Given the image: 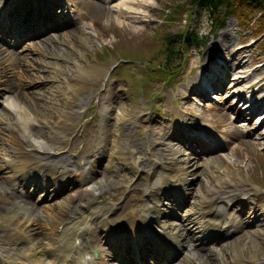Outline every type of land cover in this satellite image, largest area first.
Returning <instances> with one entry per match:
<instances>
[{
  "label": "rangeland",
  "instance_id": "1",
  "mask_svg": "<svg viewBox=\"0 0 264 264\" xmlns=\"http://www.w3.org/2000/svg\"><path fill=\"white\" fill-rule=\"evenodd\" d=\"M83 1L77 10L78 18L76 17L77 19L69 26V29L78 34L77 29L81 27L82 30L91 33L92 37L87 36L82 40L74 39L71 45L62 43L59 46L60 49H57L58 45H56L53 50L55 55L40 56L32 48H26L22 54L23 56L28 53L26 60L29 66H34L41 71L35 75L26 73L27 79H25L29 80L26 82L31 87L21 90V95H30V92H36L37 96L34 101L38 102L49 96L47 88L52 84L50 83L53 79L52 76L62 68L67 70V75L75 70L77 64L84 67L101 66L106 72H103L99 80L93 81L89 90L82 92L84 100L81 99L82 103L74 106V122L69 129L71 133L69 139H60L61 142L50 141L48 138L54 133L50 131L49 135L45 129L39 130V136L46 141L41 144V149L36 153L43 159L41 160L42 164L46 161L49 164L57 163L56 166L66 167V169L75 166V164L82 165L91 158L97 147L107 145L109 140L112 141L113 138L120 137L117 139L118 145H120H117V149H111L107 145L108 148L104 152L105 157L107 154L112 157L114 168H104L102 160V165H99L94 176V190L90 195L103 214L105 209L119 205L122 208L128 202L127 198L130 194H139L156 185L159 157L162 156L165 143L178 146L175 140L161 136L163 126H168L170 120L174 125L172 134L179 137L178 128L180 126H176L177 123H180L177 118L179 113L174 110L171 113V109H177L185 116L184 123L192 126L194 130H198L202 123H208L219 130L218 136L229 141L225 149L218 154L223 157L222 160H226L228 163L226 173L233 177L230 180L237 179L241 183L234 184V187L231 186L229 189L223 185L225 188L220 189L215 196H219V199L225 198L227 201L232 193L240 194L242 191L250 194V196L247 195L248 197L246 195L239 196V198L245 199L242 203L249 206L256 195L264 196V106L252 108L255 101L262 99L260 96L264 97V13L257 10L246 11L240 0H229L230 7L225 15L224 9H217V16L214 17L224 16L223 26L217 28L214 35L210 34L212 19H210L211 15L207 9L201 6L191 8L188 0H139L144 2V7L126 3L119 5L120 0H113L108 4H105L104 1V3L100 2L102 9L100 10L98 33H93L89 29V24L91 16L94 15V9L100 3L98 4L96 0ZM48 5L51 3L49 2ZM128 8L133 13L120 14V10L127 11ZM37 12L38 10L34 14ZM189 30L204 35L205 43L200 47L181 46L182 52L167 63L165 37L182 34ZM52 34H55L53 39L56 40L59 33L52 32ZM221 44H224L221 49L215 48L220 47ZM231 49L233 53L238 49L241 62L234 61ZM0 52H2L1 48ZM216 53L220 63L225 62L224 67L229 73L221 80L222 84L210 86L211 90L208 89L202 98H197L196 95L189 93L183 99L184 96L179 94L178 87L185 85V88L189 78L194 77L195 79L196 74L202 70L199 69L201 66L206 65L209 68L214 62L218 64L217 57H214ZM210 61L213 62L209 63ZM50 63L57 65L53 64L56 68L53 69V65L50 66ZM206 71L209 72L208 69ZM37 75L40 77H35ZM40 78L42 81L39 83ZM192 81L197 82V80ZM11 82L9 79L4 83L9 86ZM247 87L252 88L251 90L255 92L257 89L263 91L257 92V94H246ZM214 89L219 90L214 91ZM210 95H214L216 100L209 103V108H207V103L201 99L207 100ZM170 96L171 98L168 99ZM246 97L251 100L248 101ZM258 97L260 98L257 99ZM108 101L113 106L111 115L104 113V111L107 113L105 105ZM197 101L203 103L205 107L200 110L202 114L198 116L197 121H194L191 120V117L194 113H198L195 110ZM250 109H254L253 113H256L249 116ZM120 111L123 112V120L119 122L116 121V114ZM239 111L243 113L241 116L244 119L237 118L236 120V114ZM114 131L115 136H113ZM223 131H228L231 138L223 134ZM8 133L9 130L0 124V138L3 139H0V145L5 147L8 145ZM35 135L37 134L35 133ZM233 148L236 153L231 151ZM218 154H214L212 158L217 157ZM126 157L132 160L136 159L138 163L136 173V166L124 160ZM221 167L218 166V172H224V167ZM190 170H194L191 171V174L194 175L190 174V177L195 179L188 191L193 192L195 187L203 184L204 169L199 170L195 165L192 168L189 167L188 171ZM2 171L5 170L0 168V172ZM3 176L5 175L0 174L2 179H0V186L6 189V203L9 204L11 201V203L26 204L27 208L32 206L30 208L33 209L35 205L31 203L32 199L27 196L25 198V193L21 189L16 194V189L11 191L8 182L6 186ZM78 188L76 186L60 196L62 198L68 195L75 196L77 211L85 204V198L78 199L79 194L84 193ZM114 191L118 194H115ZM86 194L87 197L88 192ZM243 196H246L248 200ZM191 197L193 195L189 194L188 198ZM239 198L236 199L237 203ZM44 205L43 207H45ZM34 209L37 211L42 208ZM227 213L226 210L225 215ZM32 214L34 215V213ZM40 214L35 215L36 219L41 220L44 217ZM262 214L264 215V212H261ZM233 215L236 214L233 213ZM261 215V221L246 226L244 231L233 234L230 239L219 241L214 246L213 252L198 253L194 255L195 258L204 260L205 264H212L211 260H216L220 264L225 257H232L235 254V264L264 263V216ZM3 228L4 226H0V248L5 246L6 241ZM180 264L185 263L180 262Z\"/></svg>",
  "mask_w": 264,
  "mask_h": 264
},
{
  "label": "bare ground",
  "instance_id": "2",
  "mask_svg": "<svg viewBox=\"0 0 264 264\" xmlns=\"http://www.w3.org/2000/svg\"><path fill=\"white\" fill-rule=\"evenodd\" d=\"M15 1L16 0H7L8 5L10 7L8 5H5V8H4L5 11H4L2 9L4 2L0 0V13L8 14L7 11L13 6ZM21 1L24 2V0H20V2ZM26 1L28 3L24 5L20 3L16 5V9H17L16 13L20 12L18 8L30 10L29 14H33V12H35V10L38 9V13L36 17H34V25L38 27L41 24H44L46 21L60 22L63 18H65L64 20H66L68 18V15L70 13L71 14L73 13L72 10L75 9V7L73 6L72 2H75L76 0H46V2H51V5H49L48 7H46L41 1H39L40 3L38 4L37 3L38 0H26ZM60 3H62L63 5L60 6L59 5ZM122 3L131 4L135 6H143L144 2H140L139 0H120L119 5ZM101 9H102V6L101 4H99L94 9V15L90 21L91 23L89 24V29L93 33H98L99 26H100V10ZM130 11L131 10L129 8L127 9V11L120 10V14L133 13L132 11L131 12ZM29 14L25 15V17L31 18ZM22 15L24 16V14ZM40 18L41 19L44 18L48 20H46L44 23H41ZM62 27H66V26L62 25V26L57 27L56 29H59ZM16 29H17L16 31L15 30L12 31V37L14 35H18V36L23 35V33H25L26 31L24 28L16 27ZM82 29L81 27L77 29L79 31L78 34H75L74 30L65 29L63 31H60L58 38H56V40L53 39L55 34L54 35L47 34L46 36L41 34L40 35L41 37L36 39L35 43H31L27 45L26 48L35 49V51H37L36 54L40 56L55 55L53 50L55 49L56 45H58L57 49H60L59 46L62 43L71 45L74 39L82 40L84 38H87V36L92 37L91 33H88ZM224 42L227 43L226 41ZM52 43L55 46L51 45ZM223 45L224 44H221L219 45L220 47H215V48L221 49ZM237 50L238 49H236V52L233 53L231 49V54L233 53L232 57L234 61L241 62L240 60L241 55ZM9 54L13 55L11 53ZM27 54L23 56V58H20L19 60L20 62L17 60H14V62L12 63L10 62L9 57H7L6 55H3L2 52H0V82L5 81L6 74L7 75H9L10 73L12 75L18 74L17 72H13V70L15 69L14 68L15 65H20L22 66L21 67L22 70L18 74L19 75L18 80L16 81L12 80V81L20 89L31 87L26 82V81L29 82V80H26L27 79L26 73L28 72L29 74L31 73L32 75H35V73L37 74V72L41 70H39L38 68L34 66H29V63L26 60V57H28ZM214 57H217V60H218L217 53L214 54ZM211 62L213 61H210L209 63ZM53 64H51L50 66H52ZM54 65L52 66L53 69L56 68L54 67ZM224 66H225V62L220 63V61L218 62V64L214 62L209 68H207L206 65L201 66L199 69H202V70H200V72L196 74L195 79L194 77L189 78L187 81L188 85L185 88H184L185 85L178 87L179 94L183 95L184 96L183 99H184L186 98L185 96H187L192 91L194 94H197V96L201 97L208 91V89H211L210 86H213L216 84L219 85L220 83L222 84L221 80L224 77H226V75L229 74L226 71V68ZM49 69L51 70V68ZM207 69L209 70V72L206 71ZM6 70H7V73H6ZM66 71L67 70L62 68L60 71H58V73L53 72L55 74L54 76H52L53 79H51L50 81V83L52 84L50 85L49 83L50 86L47 85L49 86L48 88L45 86V88L48 89L49 96L45 98V100H42L41 102H38L37 100L34 101V98L37 96L36 92H30V95L28 94L21 95V93H18L19 91L13 92V87L11 88V85L7 87L6 86L7 84L6 85L3 84V86L6 87V90H9L10 93H12L11 95L7 96L5 103L3 104V106H1V109H0V124H3V127L9 130L8 139L10 141L8 142V145L6 147L3 145H0V168L2 169L5 163L8 165L7 167L4 166V169H3V170L7 169V171L0 172L1 175H5L3 176V178H4V181L6 182V186H7V182L9 179L11 180L18 179L22 181L23 183L27 184L30 188L34 189L33 183H36V182H35V179L32 178V175L34 173L29 171L30 170L29 165H35V164L41 165L43 163L41 161L43 159H41L40 156L36 155V153L41 149V144L46 143V141L45 140L43 141L40 138H38L40 137L39 136L40 131L36 136L35 133L33 132V129H37V128L39 130L45 129L48 133L52 131L54 133L53 134L54 136L49 139L50 141L55 140L58 142L60 141V139H63V138L69 139L70 134H71L69 132V129L71 126H73V122H74V119H73L74 117L73 115L75 114V110L73 109L74 106L80 105L82 101L84 100L85 97L82 95V92L84 93L87 90H89L92 86L93 81L99 80L103 72L106 73L105 69L102 68L101 66L84 67L80 64H77V66H75V70L69 73V75L66 74ZM35 77H40V76L37 75ZM192 80H197V82L192 81ZM251 89L250 87H247L246 94L247 93L257 94V92L263 91V90L258 91L257 89V92H255L254 90H251ZM1 94H3V92ZM260 97L262 99H259ZM260 97L257 98L259 100L253 103L252 108L256 106L258 107L264 106V97L262 96ZM81 99L83 100L81 101ZM237 99H240V98H237ZM247 99L248 101L251 100L250 98H247ZM111 107L112 106H109L108 109H111ZM116 115H117L116 121L120 122L123 120L122 111H120V113ZM13 128H15L16 130H19L20 133L16 135L13 134L12 132ZM4 133L5 131L3 132V134ZM113 136H115V131L113 132ZM208 136H210V134L207 135L206 137ZM118 138L120 137H117V139ZM117 139L114 138L112 141L109 140L107 145L111 147V149H117V145H118ZM107 145L104 144L102 147H104L106 150L108 148ZM168 145L172 146V144H169V143ZM174 147L176 148V146ZM231 151L236 153L235 148H233ZM97 153L98 155L103 154V149H98ZM176 155H177V150L171 147L165 150L163 162L160 164L161 166V169L159 170L160 179L162 178V180H164L163 176H165L166 173L167 174L173 173L175 178L177 179L181 178V175L184 173V170L182 168L185 164L184 163L185 160L182 157H175ZM222 159L223 157L221 155L219 156V154L217 155V157H213V158L212 156H209L208 159H205L206 161L203 163L204 165L203 167H202L201 162L188 161L189 164L193 163L189 167L192 168L193 166L196 165L198 166V168L201 167L202 169H204V177L202 179L203 184L200 185L199 187H195L193 189V192L191 193L194 196L195 201L193 200L191 203L192 207L187 217L189 220L188 224L192 223L194 220L199 222L198 229L194 228L190 231L191 236L198 235V233L203 231L202 229L206 227V223L202 220V217L211 216L215 221L217 220V221L222 222L221 227L225 225L224 221H226V219H220V218H225V217L223 215L218 216V214L214 212V210H212L215 199L217 198L215 197V195L219 193V190L223 188V185L229 189L234 184L241 183V182H239V180L237 179L230 180L233 177H230L231 175L228 176L226 173L227 171L226 167L228 163L226 160H222ZM124 160L129 162L127 158H124ZM44 164L47 165V161L44 162ZM56 164L57 163L50 164L49 169L50 167H56L57 169L63 168L60 166L57 167ZM92 165H94L93 161L87 163V169L89 171L93 170ZM133 165H135V163H133ZM219 165L224 167V170H223L224 172L217 171L219 170L218 168ZM105 166L108 168H114V164L111 162L109 155H107L105 158ZM38 173L42 174L43 177L47 176V173L40 167H39V171L36 170V174ZM191 175H194V174H191ZM74 180H72V182ZM78 180L81 184L85 185V188H90V181L87 176H84L83 178L82 176H80L75 181H78ZM9 184H12V183H9ZM38 184L40 185V182H38ZM160 184H162V181ZM92 185H93L92 187H94V183ZM5 190L6 189H3V187L0 186V200L2 198L1 200L2 202L0 203V226H4L3 230L5 231V234H6L5 242L7 244V247L4 248L5 250H1L0 252V264H88L91 260H98L97 261L98 264H107V261L104 260L105 256L101 250L102 244L107 246L110 253H113V251H116L117 255L121 257L120 251L124 249L123 233L120 232L119 234H117V233L108 232V229L110 227L106 229V227L108 226V223L105 222L103 217L99 221L100 219L99 212L94 209L96 206L94 205L92 198H89L86 200L87 204L84 208H81V212H80L81 214H74V213L66 214L62 211V207L63 205L68 206L70 204L68 203L69 199L52 200L50 204L46 205L45 207H41L42 208L41 210L36 211L34 208L38 209L39 206H35L32 209L30 208L32 206H29L27 208L25 206L26 204L23 205V204H19L15 202L11 203V201L9 202V204L11 205L7 204L6 203L7 200H5L6 198ZM158 191L159 190H157L156 193ZM225 192L227 193L228 191L226 190ZM143 193H146V192L143 191ZM151 193L152 192H150L147 195L150 197L149 198L150 202H149V199L147 200L144 199L143 201L144 206H145V211H146V213L143 216V218H145L143 219V221L145 220L146 223L143 225L138 223L140 221V217L138 214V219H137L138 224L136 225L128 224V229L130 230V242L133 247H135L138 243H140L141 241L140 235H144L146 233V230L144 228L146 226L152 225L153 223L152 218H156L158 216V210L155 207V203L157 202V199H158L156 196L157 194L154 193L151 195ZM83 194H79V196L81 198H84ZM164 195H167V194L165 193ZM237 195L250 196V194H246L242 191L240 194L232 193L231 194L232 200L233 198H239V196ZM227 196H230V195H227ZM246 196H243V197L247 198L248 196L247 197ZM25 198H26V195H25ZM50 198L51 197H49V199ZM171 199L173 200V198ZM142 200L143 199L141 198L140 195L130 196L128 198V202L130 204L127 205V208L131 209L132 206H141ZM255 201H256V204L253 206L252 208L253 210H250L247 212L249 214L253 213V216L252 217L246 216L247 220L251 222L255 221L254 219L255 214L259 213V216H260L261 212H264V196L255 197ZM255 208H258V211H256ZM133 209L136 211H140V208H137V207ZM208 211H212V213L209 214ZM32 213H34V215ZM39 213H41L40 214L41 216L42 215L44 216L42 217L41 220L38 218L36 219V216H35L36 214H39ZM217 216L219 219H217ZM98 221L101 223H98ZM246 225L247 223L243 222L242 224H240V228L244 229ZM59 226L61 227V231L57 232ZM91 229L97 230L96 233L100 235L97 236L94 232L90 233ZM97 237L100 238L101 242L99 241ZM234 242L236 243L235 240ZM21 245L24 246V248H22ZM57 247H60V249L57 250ZM92 248H96L97 250L96 257H93L92 255V252H91ZM17 250L22 251L20 253L21 256L18 255V259L14 258V255L19 254ZM182 255L183 256H181V262H184L185 264H205L204 260L202 259L197 260L198 258L193 257L192 251L188 252L187 250H184ZM234 255L232 257L231 256L225 257V259L220 264H235L236 261L234 260L235 258ZM158 259L159 258H156V260ZM211 263L218 264L219 262H217L216 260H211Z\"/></svg>",
  "mask_w": 264,
  "mask_h": 264
},
{
  "label": "trees",
  "instance_id": "3",
  "mask_svg": "<svg viewBox=\"0 0 264 264\" xmlns=\"http://www.w3.org/2000/svg\"><path fill=\"white\" fill-rule=\"evenodd\" d=\"M240 3L244 5V9L248 10H257L260 13H264V0H240ZM189 6L192 7H203L207 9L209 14L212 17L211 30L210 34H214L215 30L222 26V18H215L217 16V9H224V15L228 11L230 7L229 0H188ZM211 19V18H210ZM205 41L204 36H196L195 32H184L182 34L177 35H168L164 39V43L166 45V61L168 63L169 60L178 56L182 50L180 46H202Z\"/></svg>",
  "mask_w": 264,
  "mask_h": 264
}]
</instances>
